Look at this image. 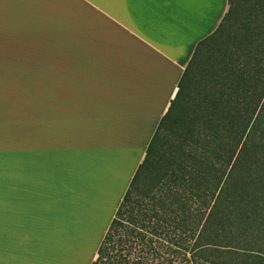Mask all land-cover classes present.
I'll return each mask as SVG.
<instances>
[{"label":"crops","instance_id":"crops-1","mask_svg":"<svg viewBox=\"0 0 264 264\" xmlns=\"http://www.w3.org/2000/svg\"><path fill=\"white\" fill-rule=\"evenodd\" d=\"M227 9L228 0H0L3 31L44 48L37 60L49 63L26 92L36 129L18 138L21 192L0 188V264L96 259L196 44ZM72 190L94 197L89 215ZM71 211L87 216L78 239L68 237Z\"/></svg>","mask_w":264,"mask_h":264},{"label":"trees","instance_id":"trees-1","mask_svg":"<svg viewBox=\"0 0 264 264\" xmlns=\"http://www.w3.org/2000/svg\"><path fill=\"white\" fill-rule=\"evenodd\" d=\"M91 264H264V0L196 44Z\"/></svg>","mask_w":264,"mask_h":264},{"label":"rangeland","instance_id":"rangeland-1","mask_svg":"<svg viewBox=\"0 0 264 264\" xmlns=\"http://www.w3.org/2000/svg\"><path fill=\"white\" fill-rule=\"evenodd\" d=\"M36 49H39L40 54L44 48L21 46L18 35L12 39L10 32H4L0 25V188L5 183H18V192H21L19 183L22 177L23 180L26 177L20 175L18 138H35L36 129L34 94L26 92H33L37 74L49 70V63L38 62ZM24 170L25 167L23 172ZM0 193L3 194L4 191L0 190ZM73 193L76 198L72 196ZM87 193L88 191L83 194L78 192L75 194L74 190L70 192L71 198L86 199L81 200L83 207L88 206L86 209L83 208L85 214L91 213L95 208L92 202H96L94 197L86 196ZM85 214L78 219L79 216L73 214V211L69 213L67 220L69 238L78 239L77 226L82 225L87 219Z\"/></svg>","mask_w":264,"mask_h":264}]
</instances>
